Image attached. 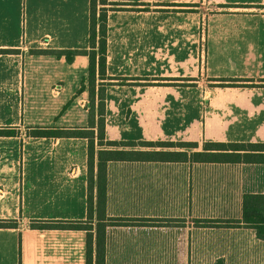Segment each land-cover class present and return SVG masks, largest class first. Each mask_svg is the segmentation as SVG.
Returning a JSON list of instances; mask_svg holds the SVG:
<instances>
[{
	"label": "crops",
	"instance_id": "obj_1",
	"mask_svg": "<svg viewBox=\"0 0 264 264\" xmlns=\"http://www.w3.org/2000/svg\"><path fill=\"white\" fill-rule=\"evenodd\" d=\"M89 1L0 0V264H86V232L30 226L86 221L87 141L29 133L88 127L87 57L31 65L89 49ZM107 1V141L264 144V0ZM244 195L264 196V165L110 162L107 217L153 223L108 227L105 264H190L199 244L204 264H264Z\"/></svg>",
	"mask_w": 264,
	"mask_h": 264
},
{
	"label": "trees",
	"instance_id": "obj_2",
	"mask_svg": "<svg viewBox=\"0 0 264 264\" xmlns=\"http://www.w3.org/2000/svg\"><path fill=\"white\" fill-rule=\"evenodd\" d=\"M107 0L89 1L88 50L35 51L38 56L64 58L67 63L79 56L87 57L86 78L80 92H87L89 124L84 129L31 128L32 138L84 139L87 141V214L84 222L31 223L32 229L86 232V264H105V230L108 227L152 225V220L108 218L106 215L107 165L110 162H159L204 165H264L263 143H205L198 150L185 142H117L105 139V91ZM115 7L118 5L115 4ZM98 7L99 10L97 9ZM99 11V14L98 12ZM98 15V16H97ZM237 87L238 80H220ZM98 87V88H97ZM14 131L0 130V136H14ZM242 219L264 240V196L244 195ZM16 228V222H0V229Z\"/></svg>",
	"mask_w": 264,
	"mask_h": 264
},
{
	"label": "rangeland",
	"instance_id": "obj_3",
	"mask_svg": "<svg viewBox=\"0 0 264 264\" xmlns=\"http://www.w3.org/2000/svg\"><path fill=\"white\" fill-rule=\"evenodd\" d=\"M23 2L27 4V3H29V0H23ZM99 8L100 7H98L97 9L99 10ZM107 9L110 10L109 8H107ZM97 12L99 14V11H97ZM198 13H199V11H198ZM107 15H108V13H107ZM195 23H196V26L195 25L194 26L196 28V33H197V34H195L196 40L198 38V36H197L198 34H199V38H200L199 45H198L199 65H202V64H200V62L203 60V57H204V54H203V51H204V42L201 41V39H204V36L206 38V36H207L206 33L207 32L204 34V23L202 25V22L200 21V19H198V21H196ZM106 44H107V38H106ZM201 56H203V57L201 58ZM46 58H47L46 56H37V55H35L34 58H33V64L31 65L32 68L34 69L35 66H40L41 67V64L42 63H41V60L40 59L43 60V59H46ZM205 78H206V76H205ZM205 78H204V76L203 77L201 76V78L199 76L198 79H195L198 83L197 84L194 83V88L197 89V90L204 89V91H207L206 88L208 86H206V82L207 81L205 80ZM200 79H202V81ZM106 85L107 84L103 85L104 86L103 87V90L104 91L106 90ZM208 88H210V87H208ZM34 98L36 100H38L37 103H34V105L38 106L40 104V101L39 100H41L42 97H41V95L39 93H37ZM87 104L88 103H86V106H87ZM86 106L84 107V109H87ZM38 123L41 126L40 125H34L32 128H37V127L45 128L44 126H42V121H39ZM194 222L196 223L197 221H194ZM201 247H202V245H200V244H199V246L197 245V247H195V246L192 247V254L190 255V264H204V251H203V248H201Z\"/></svg>",
	"mask_w": 264,
	"mask_h": 264
}]
</instances>
